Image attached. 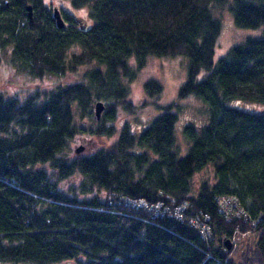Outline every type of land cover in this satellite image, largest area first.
<instances>
[{
    "label": "trees",
    "instance_id": "16d2710c",
    "mask_svg": "<svg viewBox=\"0 0 264 264\" xmlns=\"http://www.w3.org/2000/svg\"><path fill=\"white\" fill-rule=\"evenodd\" d=\"M224 2L0 0V61L9 48L8 63L40 81L90 66L22 99L0 91V262L215 264L231 251L226 240L251 230L252 256L225 264H264V110L255 106L264 105V29L214 61L220 22L213 7ZM77 8L87 21L73 15ZM228 9L237 26L264 22V0H230ZM165 55L186 58L178 97L194 95L205 106L200 124L180 128L184 154L171 104L140 129L114 124L118 106L133 112L136 71ZM143 89L159 96L161 84L150 78ZM98 101L109 107L102 118L109 124L97 122ZM80 133L113 140L69 159ZM206 167L211 176L194 183ZM127 198L173 200L171 216L134 209ZM220 198L234 201L237 215L226 219ZM200 212L210 222L208 245L191 225Z\"/></svg>",
    "mask_w": 264,
    "mask_h": 264
},
{
    "label": "rangeland",
    "instance_id": "374dc122",
    "mask_svg": "<svg viewBox=\"0 0 264 264\" xmlns=\"http://www.w3.org/2000/svg\"><path fill=\"white\" fill-rule=\"evenodd\" d=\"M222 4H217L213 7V13L216 18L219 19L220 27L219 33L216 37L214 50H213V60L216 61L219 57L225 55L231 46L240 43L247 36H260L264 29V22L256 27H240L237 26L234 21L231 12L228 9L230 0H227ZM73 15L80 17L87 21V13L83 8H77L73 10ZM8 49H3L1 51V61H0V91L3 92L5 97H17L20 99L29 95L36 88L51 87L54 83H68L74 78L77 79L80 75L78 72H83L86 67H81L77 69V73L72 75H65L61 78L58 76L45 77L43 81L29 77L22 68L10 65L8 63ZM186 58L182 55H165V56H151L149 57L144 65L136 71L135 77L129 82V99L134 104L133 112L127 113L121 107L116 109V117L114 124L118 130L124 121L127 123L131 130H137V128H142L151 120H153L157 115L162 112L160 106L172 105V111H175L178 115V120L176 121V141L179 149V154H184L186 152L185 146L186 141L180 133L181 126L189 121L194 120L196 124H200L205 116V106L202 102L194 95H188L183 98L178 97V88L184 82L186 78ZM92 65V64H91ZM204 73L203 70L199 72V77ZM156 79L161 84V92L159 96H149L144 92L143 83L148 79ZM95 102L92 103V111L94 112ZM259 110H264V105H255ZM109 110V107L103 105L100 111V117L97 122H104L109 124L110 122L104 121L103 116L105 112ZM94 116V115H93ZM102 119V120H101ZM97 122L89 121L86 123H91L95 126ZM113 140V136H95L87 133H80L75 135L73 140L69 143L68 158L72 159L77 155L89 154L101 148H106L109 143ZM81 146V150L76 153L74 151L75 147ZM210 177L211 171L209 168L200 170L194 176V183L202 177ZM69 180L65 181L68 184ZM173 200H168L167 204L159 201L158 204H154L151 208H143V204H137L134 209L147 211L152 216L156 215H170V207ZM176 204V203H175ZM145 206V205H144ZM182 205H176L177 210L181 212L184 207ZM233 205L227 206V212L222 208L226 219H231L235 216ZM199 214V213H198ZM171 216V215H170ZM210 234V231H209ZM206 234V244L210 241L211 237ZM230 244V253L226 256L223 261L216 260L215 264H225V260L232 259L234 261H239L242 259L243 255L246 253L248 256H252V247L256 241V232L247 230L245 232L236 231L233 236L228 239ZM228 249V247L226 246ZM209 253V252H208ZM212 259V254L207 255ZM0 264H30L26 262L10 263V262H0ZM56 264H69L67 262H60Z\"/></svg>",
    "mask_w": 264,
    "mask_h": 264
},
{
    "label": "built area",
    "instance_id": "2783aa9c",
    "mask_svg": "<svg viewBox=\"0 0 264 264\" xmlns=\"http://www.w3.org/2000/svg\"><path fill=\"white\" fill-rule=\"evenodd\" d=\"M126 202L129 204L130 207H135V206H137V204H143V208H145V207L151 208L154 205L153 203H149L143 199L127 198ZM156 204H158V203H156ZM230 204L233 205V209H237V204L234 201H231V200L229 201V199H221V198L219 200V207L222 208L226 212H227V206ZM168 213L171 215V213L169 211H168ZM191 218H190V220H192L191 225L194 228L198 229V231L200 232L202 237H204L206 240V234H209V231H211L210 226H209L210 222H208V220H209L208 216L200 212L195 217L193 216ZM209 236H210V234H209ZM207 255H210V253L207 252Z\"/></svg>",
    "mask_w": 264,
    "mask_h": 264
},
{
    "label": "water",
    "instance_id": "95a60500",
    "mask_svg": "<svg viewBox=\"0 0 264 264\" xmlns=\"http://www.w3.org/2000/svg\"><path fill=\"white\" fill-rule=\"evenodd\" d=\"M27 9H28V15H30V7L27 6ZM53 15H54V19H55L56 25L59 28L63 27V20L60 17V14L58 13L57 9H54ZM102 107H103V104L100 101L96 102L95 105H94V113H95V116L97 118L100 115V111H101ZM81 148H82L81 146L75 147L74 151L76 153H78L81 150ZM225 243H226V246L229 248L230 247L229 240H226Z\"/></svg>",
    "mask_w": 264,
    "mask_h": 264
},
{
    "label": "bare ground",
    "instance_id": "6f19581e",
    "mask_svg": "<svg viewBox=\"0 0 264 264\" xmlns=\"http://www.w3.org/2000/svg\"><path fill=\"white\" fill-rule=\"evenodd\" d=\"M228 249H230V248H228Z\"/></svg>",
    "mask_w": 264,
    "mask_h": 264
}]
</instances>
